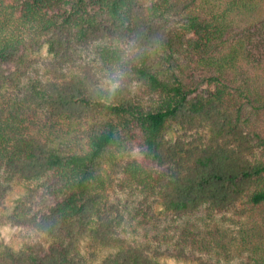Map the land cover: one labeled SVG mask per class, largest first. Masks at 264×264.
Wrapping results in <instances>:
<instances>
[{
	"label": "trees",
	"instance_id": "obj_1",
	"mask_svg": "<svg viewBox=\"0 0 264 264\" xmlns=\"http://www.w3.org/2000/svg\"><path fill=\"white\" fill-rule=\"evenodd\" d=\"M258 22L264 0H0V192L28 189L0 219L44 238L0 242V264H93L104 249L98 264H160L110 214L116 178L178 215L263 206V82L241 64ZM91 44L94 59L69 67L79 72L52 64L44 82L24 77L43 48L62 67ZM22 79V97H8ZM173 127L206 128L208 140L172 143Z\"/></svg>",
	"mask_w": 264,
	"mask_h": 264
},
{
	"label": "rangeland",
	"instance_id": "obj_2",
	"mask_svg": "<svg viewBox=\"0 0 264 264\" xmlns=\"http://www.w3.org/2000/svg\"><path fill=\"white\" fill-rule=\"evenodd\" d=\"M220 7H217L218 11ZM209 9L211 6H208ZM233 15L234 13L230 14L231 17H234L233 23H236L237 19L241 21V16L237 18ZM241 15L244 16L245 11ZM231 26L236 27L235 24ZM252 30L255 31L254 34L244 39L246 49L249 48L250 53H246V58L243 59L244 62L241 61V64L245 68L244 73L250 72L248 73L250 79L253 74L258 75L259 78L254 80L258 84L263 82L261 88L263 91L264 81L261 79V75L264 71V22L256 23ZM235 31L234 37L226 36L222 48H230L237 42V39L234 38H237L236 36L241 32L238 29ZM91 45L83 49L80 59L77 58L63 64L62 67L43 48L40 53L34 55V66L24 77L30 82L36 79H41L44 82L50 79L49 68L52 64L63 71L79 72V69L75 67L70 69L69 67L88 65V62L92 61L96 55L97 45ZM219 49L221 48L219 47ZM89 65H92V62ZM94 65L96 64L94 63ZM9 69L11 68H6L4 73L7 74ZM198 72L199 69H197ZM27 81L22 79L23 84L20 89V84L9 85L6 88L7 96L20 99L25 93L24 83ZM18 102L19 100H15V104ZM42 113L39 110H36L35 113L37 122L40 124L44 120ZM31 116L34 117L32 113ZM34 130L40 134L43 133L40 126ZM254 130L258 134L256 139L259 143L255 148V155L257 153L263 157L264 143L262 144L260 141L264 142V123L258 125ZM198 135L202 137L201 142H207L208 131L206 128H202L198 132L195 130L185 132L181 128L173 127L166 137L173 143L178 138L193 140L198 138ZM113 186L108 190L106 197L110 214L121 223L120 228L123 227L127 231L125 235L129 237L128 239L148 247L149 252L157 256L160 264L264 263V205L253 207L247 204L244 198H241L234 206L227 207V209L217 210L202 206L197 212L178 215L164 210L157 199L147 198L140 190L131 192L125 188V184L121 185L120 179L116 178ZM27 190V186L13 183L10 188H7V192H0V215H4V212H6L5 215H8L7 213L11 211L17 200H24ZM43 239V236L34 230L17 227L5 218L0 219V242L17 248L25 241L36 242ZM79 247L85 253L93 251L89 248L87 238L80 240ZM112 251V249L95 251L96 261L93 264H98V261H101Z\"/></svg>",
	"mask_w": 264,
	"mask_h": 264
}]
</instances>
